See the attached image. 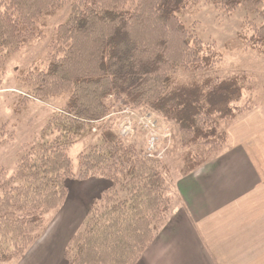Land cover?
Here are the masks:
<instances>
[{
    "label": "trees",
    "instance_id": "1",
    "mask_svg": "<svg viewBox=\"0 0 264 264\" xmlns=\"http://www.w3.org/2000/svg\"><path fill=\"white\" fill-rule=\"evenodd\" d=\"M190 1L200 0L73 1L69 18L57 28L59 56L46 71L22 73L31 95L44 102L64 96L66 104L40 140L26 147L14 174L0 176V264L25 254L46 215L68 197L71 178L103 177L111 185L95 198L81 230L71 237L68 264H135L152 243L172 199L162 161L142 156L130 138L109 127L108 115L118 101L132 108L145 101L178 124L184 146L211 154L188 173L223 150L227 131L220 119L237 115L244 88L235 78L177 80V68L216 59L201 57L207 45L183 21ZM206 1L226 12L237 6L253 12L262 0ZM62 3L2 0L0 58L38 38V22ZM257 35L264 46V24ZM99 123L104 127L100 139L80 154L76 174L68 150L92 136Z\"/></svg>",
    "mask_w": 264,
    "mask_h": 264
},
{
    "label": "rangeland",
    "instance_id": "2",
    "mask_svg": "<svg viewBox=\"0 0 264 264\" xmlns=\"http://www.w3.org/2000/svg\"><path fill=\"white\" fill-rule=\"evenodd\" d=\"M73 1L63 0L62 5L56 8L53 15L38 22V29L41 33L38 38L23 45L9 57L0 58V176L2 177H9L14 174L26 147L40 140L44 129L49 123L52 125L53 116L60 112L66 104V97L64 96L50 98L49 101L44 102L31 95V91L22 85L23 79L26 77L22 73L30 69L46 71L52 58L56 55L59 56V53H56L58 51L56 44L57 28L69 18ZM1 2L2 0H0V5ZM252 6L254 9L257 5L254 2ZM257 7V11L253 12L243 6H237L232 11L226 12L217 7L213 1H190L182 16L192 33L207 45L204 46L201 57L213 54L216 59L177 68L175 72L177 80L190 82L196 79L199 82H208L210 81L208 79H212V82H219L235 78L244 88L241 101L237 103L240 106L236 108L237 115L234 116L235 118L228 115V117L220 119L221 128L227 131V140L228 130L234 123L245 116L251 108L264 104V46L259 43L260 36L257 35L264 24V0ZM210 48L217 51V55L210 52ZM126 106L130 107V105L118 101L114 104L112 112L107 118L109 127L118 136L121 135H119V127H117L120 118L117 112ZM134 109H137L140 114L146 112L154 115L174 133L172 148L160 159L165 172L164 187L166 189L167 186L172 199L169 218L179 203V196L176 192L177 181L186 173L188 174L196 162L208 159L211 154L202 150L201 147L184 146L178 124L155 113L145 101L136 105ZM100 124L93 127L92 136L76 143L68 150L76 174L79 171L80 154L88 147L95 145L100 139L104 128L100 127ZM143 135V132H137L135 137L124 138H130L139 151V147L143 143ZM94 178L101 185L100 179L103 177ZM75 180L84 179L71 178L68 181V187ZM104 181L105 187H110L111 180L104 178ZM66 200L67 198L57 210L50 211L46 215L44 225L37 229L38 232L36 230V233L39 234L29 248L42 240L51 226L58 221L61 215L60 210ZM83 223L74 226L73 233L67 239L64 252L71 237L81 230ZM56 225L54 226L56 227ZM21 257L8 264L16 263ZM65 259L61 264H68V258L65 257Z\"/></svg>",
    "mask_w": 264,
    "mask_h": 264
},
{
    "label": "crops",
    "instance_id": "3",
    "mask_svg": "<svg viewBox=\"0 0 264 264\" xmlns=\"http://www.w3.org/2000/svg\"><path fill=\"white\" fill-rule=\"evenodd\" d=\"M100 180L73 181L56 227L14 264L66 260L74 226L107 188ZM176 192L177 207L135 264H264V104L234 123L225 149L182 176Z\"/></svg>",
    "mask_w": 264,
    "mask_h": 264
},
{
    "label": "built area",
    "instance_id": "4",
    "mask_svg": "<svg viewBox=\"0 0 264 264\" xmlns=\"http://www.w3.org/2000/svg\"><path fill=\"white\" fill-rule=\"evenodd\" d=\"M119 135L122 137H135L137 132L144 133L139 152L142 156L152 159H162L174 144V133L161 123L154 115L139 113L137 109L126 106L117 112ZM141 131V132H140Z\"/></svg>",
    "mask_w": 264,
    "mask_h": 264
}]
</instances>
